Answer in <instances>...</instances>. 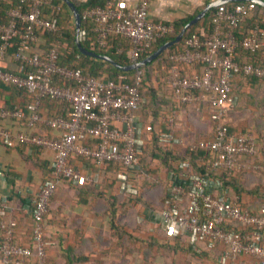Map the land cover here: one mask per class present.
<instances>
[{"label":"built area","instance_id":"built-area-1","mask_svg":"<svg viewBox=\"0 0 264 264\" xmlns=\"http://www.w3.org/2000/svg\"><path fill=\"white\" fill-rule=\"evenodd\" d=\"M47 2L19 0L16 7L7 11V22H0V58L5 54L9 39L20 34L19 25L24 29L13 52V59L19 62L18 69L14 72L0 64V83L23 88L30 96L25 111L0 108V139L9 144L19 142L40 147L53 154V179L38 189L31 212L36 264H45L42 218L59 180L64 177L79 182L90 178L85 175L82 164H73L70 160L82 158L100 168L107 162H115L122 171L139 169L136 152L142 143L135 113L143 101L138 88L143 68L136 69L135 81L130 82L122 75L117 79L97 78L80 68L58 64L60 31L54 21L42 15V6ZM252 10L250 1H237L231 8L218 4L211 16L210 30L197 26L184 38L182 46H174L168 54L172 64L166 83L177 103H190L199 110L208 108L213 112L212 136L189 145L190 149L200 147L212 155L207 168L224 171L225 177L261 171L264 184V167L256 160V134L250 129L231 132L227 124V112L235 103L232 76L242 72L264 79V67L250 62L240 64L233 57L237 46L234 31ZM148 12L149 0H139L132 6L106 0L103 4L86 7L82 14L93 23L97 47L105 48L109 40L120 37L128 45L117 47L116 52L124 54L131 63L140 60L157 39L173 33L172 24L151 20ZM223 24L227 25L225 31ZM37 29L55 33L56 38L47 48L31 53L29 41L35 40ZM241 45L250 51L264 46L258 25L243 36ZM195 64L201 65L200 71ZM54 76L70 80L74 85H57L53 82ZM46 96L67 101L68 116L42 114L41 101ZM8 120L21 124L22 128H10L6 125ZM169 122H172L171 117ZM43 128H48L50 134L43 132ZM162 140L167 144H181L171 134L164 135ZM167 177L170 178V194L179 202L186 199L188 206L151 211L152 228L161 227L171 236L184 233L191 241L203 240L207 249L214 250L218 263L234 264L248 257L252 264H264V214H255L244 206L252 201L246 203L240 196L230 198L219 179L205 180L192 175L184 187L170 172ZM120 178L124 179L122 175ZM9 208L6 198L3 199L0 264H25L32 251L27 245L13 241L15 217L9 214L3 219L1 216ZM192 247L196 249L195 244Z\"/></svg>","mask_w":264,"mask_h":264},{"label":"trees","instance_id":"trees-1","mask_svg":"<svg viewBox=\"0 0 264 264\" xmlns=\"http://www.w3.org/2000/svg\"><path fill=\"white\" fill-rule=\"evenodd\" d=\"M46 1L48 2L42 6V15L54 21L60 31L59 40L61 43L59 47L58 64L66 65L70 68H80L84 73L97 78L109 77L117 79L121 74L125 77L126 81H135L136 70L123 71L105 60L82 54L75 44L74 18L69 7L62 2V0ZM18 2L19 0H0V22H7V11L16 7ZM236 2L237 1H233L225 5L231 8ZM239 2L248 3V1ZM96 3L103 4L104 2L91 0L85 4H76L81 14V44L85 48L95 51L96 53L111 56L121 65L129 63L124 54L116 52L117 47H126L128 45L126 40L115 37L108 41L105 48L97 47L93 23L91 20L83 17L82 14L86 7L95 5ZM214 11L215 8L209 9L197 23L187 29L179 42L165 49L141 71V82L139 81L138 88L143 101L140 108L135 113L142 123L140 133L142 143L136 152L139 169L122 171L120 165L114 162H107L100 168L92 162L82 158H73L70 160L73 164L76 159H79L81 163L87 162L94 175H91V178H83L79 182H74L64 177L59 180L54 194L48 201V211L42 218L45 240V264H51L47 257L49 244L47 242L46 225L51 219L50 214H57L51 202L54 199V195L58 194L59 188L63 186L68 188L69 191L67 192L70 198L73 197V194H76L75 198L79 200L77 203L87 205L92 199H97L98 204H102L103 207L100 211L96 209H92V211L97 217L105 220L107 230L104 231L102 226L100 232L94 235L99 238V235L103 233V235L109 237V243L112 246L116 245L120 248L126 246L132 253H136L141 248H144L143 250L145 251V249H149L152 245H155L163 247L165 252L180 250L186 255L197 258L200 261L210 260L215 264H222L217 262L214 250L207 249L206 243L203 240L191 241L190 237L184 233L171 236L161 227L157 226L152 228L149 218L145 217L142 211L143 208L151 211H159L171 210L173 206H188L186 199L179 202L170 194V178L167 177L169 172L172 176H176L184 187L188 185V180L192 175L205 180L212 179L215 181L219 179L222 187L227 189V195L230 198L233 199L234 196L241 197L242 194L252 196V202L244 206H247V208L255 214H264L263 173L261 171H252L225 177L224 171L209 170L207 166L212 155L200 147L190 149L189 145L196 144L202 138H210L212 136L214 129L213 112L208 108L199 110L190 103H177L173 98L171 89L166 83L168 69L172 64L168 59V54L172 51L174 46H182L184 38L193 32L197 26L203 25L206 31L210 30L212 24L211 16ZM263 11V6L253 3V10L251 13L238 29L234 31L237 46L233 57L240 64L250 62L256 66L264 67V46L260 50L250 51L244 49L241 45L243 36L248 34L249 30L254 25H258L260 28L261 38L264 42ZM188 20L189 18L173 22V33L157 39L141 58L154 51L161 43L173 38ZM19 28L20 34L23 33V27L19 25ZM222 30H227L226 24H223ZM20 34L9 39L4 54L8 62L7 67L4 68L14 72L17 71L19 62L13 59V52H15L19 44L21 38ZM35 35V40L29 41V51L31 53L39 52L47 48L56 38L55 33L46 31L45 29H37ZM194 67L200 71L201 65L195 64ZM183 69L184 68H181L180 70L183 71ZM53 82L57 85H74L72 81L58 76H54ZM231 90L235 98V103L227 112L229 131L232 132L236 130L234 124L242 112H256L257 108H259L260 111H262L260 112L261 116L264 117V79L238 72L232 76ZM256 92L259 94L258 96H256ZM29 101L30 96L25 89L10 84L0 83V108L25 111V106ZM40 107L41 113L49 116L62 115L67 117L68 111L70 110V105L67 101L58 100L50 96L43 97ZM170 117L172 118L171 123L169 122ZM203 119H207L209 123L208 126H203ZM8 122V125H10L12 129L22 128V125H19V123L9 120ZM196 122H199L198 126ZM253 122L254 121H249L242 130L250 129L256 134V148L258 152L256 160H259L264 167V130L261 131L258 125ZM182 123L187 124L188 127L186 130L180 127ZM193 124H195V127ZM42 130L48 133V135L50 134L48 128H43ZM167 134L176 137L181 144H167V142L162 140V137ZM0 144L17 151H22L26 146L29 147V153L26 155L25 160L29 157L37 161L38 156H41L45 151L43 148L28 146L19 142L9 144L2 139H0ZM175 146L177 147L175 148ZM52 162L53 154L51 153V155H47V157L44 158L41 176L35 179L34 182L32 181L33 185L29 187L28 192H22L20 195V192L14 190L12 193L13 198L9 196L6 197L8 205L20 204L22 210H19L21 214L17 215V218L21 215L27 218L30 223V239L28 244L17 242L15 239V232L13 239L15 243L27 245L32 251L31 256L25 264L37 263L31 232L34 223L31 212L34 208L38 189L45 182L53 179L51 176ZM0 172L7 177L10 183L13 182V178H16L17 175V172L10 166H7V164L0 165ZM159 172L165 173L164 178L159 176ZM121 175L124 179L120 178ZM115 188L121 189V193H113ZM14 198H18L17 200L19 203H12ZM24 207H26V210ZM8 214L9 213L6 211V213L1 216L3 219H7ZM157 234L162 235L163 239L161 241L157 238ZM98 243L100 247L101 242L99 241ZM193 244H195L196 249L192 247ZM67 248L68 249L65 247V263L74 264L81 261L78 255L75 256L72 253V248ZM87 259L88 257L86 256L82 258L83 261H87Z\"/></svg>","mask_w":264,"mask_h":264},{"label":"crops","instance_id":"crops-1","mask_svg":"<svg viewBox=\"0 0 264 264\" xmlns=\"http://www.w3.org/2000/svg\"><path fill=\"white\" fill-rule=\"evenodd\" d=\"M90 1L91 0H72L75 5L77 3L85 4ZM95 1L105 2L106 0ZM112 1H114L115 4H120L123 6H132L135 5L139 0ZM212 1L215 0H149L148 16L149 19L153 21H160L168 24H172L173 22L185 20L188 18L190 20L193 16L198 14L208 3ZM233 1L234 0H225L222 3L226 4L231 3ZM216 7L217 5L212 8H215L216 10ZM262 16L264 17V11ZM0 64L4 67H7L8 62L6 61L4 56L0 58ZM202 122L204 124L203 126L209 125L207 119H203ZM8 123L9 122L6 121V125H8ZM196 124L198 126L199 122H196ZM138 125L140 137L142 126L140 119ZM234 125L236 130H240L246 126V123L243 120L237 119ZM8 126L11 127L10 125ZM193 126L195 127V124H193ZM180 127L183 130H186L188 126L186 123H182ZM176 147L177 146H175V148ZM28 148L29 147L26 146L25 148H23L22 151H17L15 149H9L8 147H5L4 145L0 144V165L7 164V166H10L17 172L16 178H13L12 183H10L7 180V177L0 172L1 201L7 196L13 198L12 193L14 190L20 192V195L22 194V192H28L29 187L33 185L32 181L34 182L35 179L41 176L42 162L44 161V158H46L47 155H51L52 153L51 151L45 149V151L43 152L44 156L43 154L41 156H38L37 161H34L33 158L29 157L27 160H25L26 155L29 153ZM75 164H82L84 166L85 175L90 176L91 178V174L93 173L87 162L81 163L79 159H76ZM158 174L162 178H164L165 176L164 172H159ZM119 188H115L113 193L120 194L121 189ZM67 191L69 190L66 186L60 187L58 194L54 195V199L51 202L52 207L56 209L57 212V214H50L51 219L46 225V235L48 238L47 242L49 244L47 257L48 261L51 264H67L64 261L66 253L65 247L66 249H68L67 247L72 248V253L75 256L78 255V257H80L81 261H78L74 264H88V262L90 261L96 262L94 264H100L99 260L103 256L118 258L115 264H181L182 256L187 258V255L185 253L182 254V251L180 250H170L168 252H165L163 247L155 245H152L149 249H145V251L143 250L144 248H141L136 253H132L131 251H129L126 246L120 248L119 246L111 245L109 246L107 251L102 252V249H100L98 242L100 241L102 245V242L105 237H109L106 235H103V237H101L100 235L99 240L97 242V237L94 234L99 233L100 228H102V226L103 230L106 231L107 225L105 220H102V218L97 217L91 209H96L97 211H100L103 205L98 204L97 199H92V201L89 202L87 205L77 203L79 202V200H77V198L73 199V197L70 198L69 193ZM241 198L246 203L253 200L252 196L245 194H242ZM17 199L18 198H14V200L11 199L13 201L12 203H19ZM9 207L10 208L8 213L10 214V216H14V219L17 222L15 228L16 241L22 244H28L30 239L29 220L21 215V217L19 216L17 218V215L21 214L19 211L21 209L20 204H9ZM72 209H74L73 212L71 211ZM142 211L146 218H154L151 210L143 208ZM72 214L75 216H73ZM77 216L80 218H77ZM157 238L160 241L163 239L161 234H157ZM60 256H62L63 259ZM84 256L88 257L87 261L82 260ZM121 256L123 257L122 263H120L119 259ZM187 259H189L187 264L200 263V260L194 257H188ZM202 262L203 264H215L210 260H203ZM234 264L252 263L250 261V258L247 257L239 260L237 263L235 262Z\"/></svg>","mask_w":264,"mask_h":264},{"label":"water","instance_id":"water-1","mask_svg":"<svg viewBox=\"0 0 264 264\" xmlns=\"http://www.w3.org/2000/svg\"><path fill=\"white\" fill-rule=\"evenodd\" d=\"M223 1H225V0H215V1L208 3L198 14H196L190 20H188L173 38L161 43L154 51H152L151 53L142 57L140 60H138L136 62H131V63L121 65V64L117 63L111 56H109L107 54L96 53L95 51H92V50L85 48L81 44L80 37H79L80 26H81V14L79 13L76 5L71 0H62V2H64L69 7V9L72 12L73 18H74V26H75V39L74 40H75V44H76L78 50L82 54L105 60V61L109 62L110 64H112L113 66H115V67H117L123 71H129V70H136L138 68H144L148 63H150L152 60L157 58L165 49H167V48L171 47L172 45H174L175 43L179 42L182 39L185 32L187 31V29L190 26L197 23L205 15V13L209 9H211L212 7L222 3ZM234 1H250V2H253L255 4H258V5H261L264 7V0H234Z\"/></svg>","mask_w":264,"mask_h":264},{"label":"rangeland","instance_id":"rangeland-1","mask_svg":"<svg viewBox=\"0 0 264 264\" xmlns=\"http://www.w3.org/2000/svg\"><path fill=\"white\" fill-rule=\"evenodd\" d=\"M261 93H263V92H261ZM264 94V93H263ZM259 94L256 92V96H258ZM253 111H251V113L250 112H247V111H245V112H242L241 114H240V116L237 118L238 120H243V121H245V123L247 124L249 121H254L253 123L254 124H256V125H258V127L261 129V131L262 130H264V117L263 116H261V113L260 112H262V111H260V109L259 108H257V111L256 112H253ZM76 194H74V196H73V199L76 197L75 196ZM72 198V197H71ZM70 209V208H69ZM92 210V209H91ZM90 210V211H91ZM72 212L74 211V209H72L71 210ZM71 215V214H70ZM73 215V214H72ZM73 216H75V215H73ZM77 218H80V217H78L77 216ZM100 236V235H99ZM90 237H91V235H90ZM101 237H103V233H101ZM93 239V238H92ZM98 239L99 238H97V242H98ZM86 240V239H85ZM110 239L109 238H107V237H105V239L103 240V242H102V245L100 244V249H102V252H105V251H107L108 250V248H109V246H111V244L109 243L110 241H109ZM92 241V240H91ZM87 242H90V241H87ZM167 249V248H166ZM90 252V251H89ZM91 253V252H90ZM182 254H184V252L182 251ZM62 259H63V257L62 256H60ZM188 257H190L189 255H187V258ZM187 258H185V257H183L182 256V258H181V264H187L188 263V261H189V259H187ZM61 259V260H62ZM117 259L118 258H116V257H107V256H103V257H101L100 258V264H115L116 262H117ZM120 259V263H122V261H123V258H122V256L119 258ZM94 263H96V262H92V261H90V262H88V264H94ZM198 264H203V262L202 261H200V263H198Z\"/></svg>","mask_w":264,"mask_h":264},{"label":"bare ground","instance_id":"bare-ground-1","mask_svg":"<svg viewBox=\"0 0 264 264\" xmlns=\"http://www.w3.org/2000/svg\"><path fill=\"white\" fill-rule=\"evenodd\" d=\"M121 75V74H120ZM134 80V79H133ZM141 82V81H140ZM115 163V162H114Z\"/></svg>","mask_w":264,"mask_h":264}]
</instances>
